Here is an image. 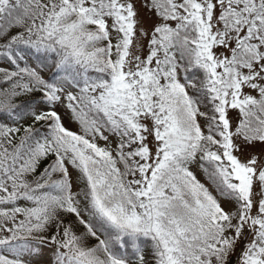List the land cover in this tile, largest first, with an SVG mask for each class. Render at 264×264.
<instances>
[{"label": "snow or ice", "instance_id": "snow-or-ice-1", "mask_svg": "<svg viewBox=\"0 0 264 264\" xmlns=\"http://www.w3.org/2000/svg\"><path fill=\"white\" fill-rule=\"evenodd\" d=\"M0 264H264V0H0Z\"/></svg>", "mask_w": 264, "mask_h": 264}]
</instances>
